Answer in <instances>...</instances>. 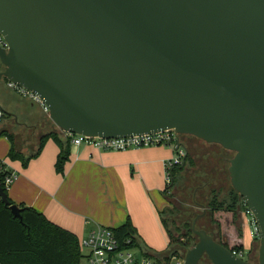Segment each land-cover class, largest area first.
Returning a JSON list of instances; mask_svg holds the SVG:
<instances>
[{
  "label": "water",
  "instance_id": "water-1",
  "mask_svg": "<svg viewBox=\"0 0 264 264\" xmlns=\"http://www.w3.org/2000/svg\"><path fill=\"white\" fill-rule=\"evenodd\" d=\"M0 32V80L37 95L62 132L174 130L234 152L229 176L254 214L258 261L194 222L184 264H264V0H0Z\"/></svg>",
  "mask_w": 264,
  "mask_h": 264
},
{
  "label": "crops",
  "instance_id": "crops-1",
  "mask_svg": "<svg viewBox=\"0 0 264 264\" xmlns=\"http://www.w3.org/2000/svg\"><path fill=\"white\" fill-rule=\"evenodd\" d=\"M0 107L3 110L2 103ZM11 113L16 121L15 113ZM18 124L19 128L13 126L9 129L0 125V133L12 135L14 147L26 158L37 153L44 135L55 131L61 138L69 136L58 127H51L44 118ZM169 149L175 151L165 146L107 151L87 144H70L69 159L60 173L55 166L59 147L53 138H49L27 166H23L20 160L21 163L10 164L18 173L9 190L11 198L16 204L36 208L53 222L74 232L80 240L97 225L116 228L129 219L139 238L151 225L163 228L158 215L162 206L156 195L160 184L155 187L151 181L156 176L162 177L164 169L166 175L164 163L172 157ZM214 213L217 215L219 212ZM227 213L230 214L229 224L228 228L222 224L221 238L231 249L237 245L244 247L250 229L254 240L249 252L253 257L257 237L255 225L240 209L236 214ZM152 255L163 257L162 254Z\"/></svg>",
  "mask_w": 264,
  "mask_h": 264
},
{
  "label": "trees",
  "instance_id": "trees-1",
  "mask_svg": "<svg viewBox=\"0 0 264 264\" xmlns=\"http://www.w3.org/2000/svg\"><path fill=\"white\" fill-rule=\"evenodd\" d=\"M8 137L11 141L8 157L13 161L20 160L23 166H27L31 158L41 152L47 139L53 138L59 147L55 163L56 170L60 173L63 172L70 154V136L64 139L59 137L58 132L55 131L44 135L37 153L27 158L14 147L13 136L9 135ZM188 160H190L189 153H187L183 165L175 166L170 171L171 182L166 183L163 191L166 196H168L170 188L176 184L179 175L184 171ZM208 196L205 207L211 213L225 211L236 214L239 209L243 210L245 207V201L233 186L227 197H221L220 190L215 186L210 188ZM10 200L11 204L15 203L12 198ZM18 205L21 207L20 216H16L10 206L0 202V264H81L83 253L80 239L74 232L53 222L34 207L23 203ZM175 212L176 210L171 203L159 210L160 220L169 244V252L162 254L165 258L185 254L198 241L193 230V223L190 225L189 221L185 219L179 225L174 218ZM113 230L122 238H132V245H140L137 229L130 219L121 226L113 228ZM220 238L221 230L219 229L218 239ZM256 239L258 240L259 237L257 236ZM232 249L243 250L244 247L237 245ZM144 253L152 256L148 248L144 249ZM157 258L159 257L157 256Z\"/></svg>",
  "mask_w": 264,
  "mask_h": 264
},
{
  "label": "rangeland",
  "instance_id": "rangeland-1",
  "mask_svg": "<svg viewBox=\"0 0 264 264\" xmlns=\"http://www.w3.org/2000/svg\"><path fill=\"white\" fill-rule=\"evenodd\" d=\"M3 69L4 67L0 61V72ZM0 103L4 106L3 110L5 118L0 124L3 127L8 126V129L13 126L14 128H19L20 126L18 122L44 118L51 127L57 128L51 120L49 113L44 111L40 103L19 95L8 85V80L5 78L0 80ZM11 112L15 113V118H17L16 121H14ZM194 142L196 143V148L190 150V160H188L182 174L179 175L176 184L170 188L168 196L163 192L167 180L165 169L162 177L156 176V178H153L151 181L152 185L155 187L160 184V187L157 188L156 192L157 198L162 206L160 207V210L164 205H168L170 202L172 207L176 210L174 218L179 225H181L185 219L188 220V223L191 225L195 216L204 212L202 205L196 204V201L203 204L205 207V205H207L210 188L215 186V188L220 190L221 197H227L229 191L232 189L228 167L229 159L233 157L234 152L229 151L218 144L207 143L199 138H195ZM10 146L11 141L9 140L8 133H0V159L5 160L11 165L13 163H21L19 160L13 161L8 157ZM162 146L173 148L172 146L167 145ZM170 151L172 157L168 160L174 158L176 154L174 153L175 151ZM9 196L11 198L10 191ZM218 212L220 214L218 213L216 215L207 209L204 218L196 224L197 229L204 227L218 238L219 229L222 228V224L228 228L230 215L227 212H225L227 214H223L224 211ZM253 240L254 238L249 229L245 239L244 248L246 249V252L243 256L244 259H250L251 257L249 250H251ZM139 241L140 245L133 249L139 257L142 256L144 249L146 248L151 250L153 254H166L169 252L166 232L159 225H151L146 233L139 237ZM258 247L259 239H256L254 242V254L252 257L255 261H258ZM152 257L157 259L155 255H152ZM203 262L212 264L207 256L203 257ZM81 264H88V262L85 258H82Z\"/></svg>",
  "mask_w": 264,
  "mask_h": 264
},
{
  "label": "built area",
  "instance_id": "built-area-1",
  "mask_svg": "<svg viewBox=\"0 0 264 264\" xmlns=\"http://www.w3.org/2000/svg\"><path fill=\"white\" fill-rule=\"evenodd\" d=\"M0 47L9 48V44L5 37L0 32ZM8 85L20 95L30 98L41 104L44 111L49 113L47 105L33 92L26 88L16 85L8 81ZM4 112L0 107V123L3 122ZM71 137V144L80 145L87 144L96 147L100 150L107 151H125L132 148H144L151 146H172L175 149L174 158L165 161L164 165L167 173V182H171L170 171L173 167L183 165L185 163L187 152L179 146V134L174 130H165L157 133H144L130 137H91L81 134L67 133ZM18 178L17 171L10 167V164L3 159H0V186L8 192L12 184ZM0 202L2 197L0 195ZM243 213L250 217L255 225L254 234L259 237V231L256 224L254 214L245 204ZM133 239L122 238L116 234L112 227L97 225L87 237L80 240V246L83 253V258L88 264H184L185 254L173 255L168 258L162 257L155 259L143 252L139 257L133 250L135 245H132ZM232 253L243 258L245 249H231Z\"/></svg>",
  "mask_w": 264,
  "mask_h": 264
},
{
  "label": "flooded vegetation",
  "instance_id": "flooded-vegetation-1",
  "mask_svg": "<svg viewBox=\"0 0 264 264\" xmlns=\"http://www.w3.org/2000/svg\"><path fill=\"white\" fill-rule=\"evenodd\" d=\"M2 65H3V64H2ZM3 67H4V65H3ZM4 68H5V67H4ZM3 70H4V69H3ZM195 138H198V137L193 136V135H187V134H179V143L181 144V147H183V148L186 150L187 153H190V150H191V149H195V148H196V143L194 142ZM199 139H200V138H199ZM201 140H203V139H201ZM205 142H206V141H205ZM197 204H198V205H202V207H203V209H204V212H203L202 214H200V215H197V216L195 217V219H193V224H194V222H196V224H197V223H198L199 221H201L202 218H204V216L206 215V210H207V208L204 207V205L201 204V203H199V202H197ZM202 229H205V230H206L209 234H211V235H212V236H213L218 242L223 243L224 245L230 247V246L228 245V243H226L225 241H223L222 238H220V239L216 238V237L213 235V233H211L210 231H208V230H207L206 228H204V227H202ZM204 256H206V255H204ZM204 256H203V257H204ZM203 257L200 259L199 264H207V263L203 262ZM249 260H253V258L250 257ZM253 261H255V260H253ZM202 262H203V263H202Z\"/></svg>",
  "mask_w": 264,
  "mask_h": 264
}]
</instances>
